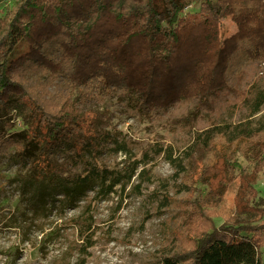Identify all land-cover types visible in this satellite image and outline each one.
Masks as SVG:
<instances>
[{
    "label": "trees",
    "instance_id": "trees-1",
    "mask_svg": "<svg viewBox=\"0 0 264 264\" xmlns=\"http://www.w3.org/2000/svg\"><path fill=\"white\" fill-rule=\"evenodd\" d=\"M194 1H202L200 10L186 12ZM227 19L237 30L223 37ZM250 61L264 63V0H21L0 19V121L9 109L26 108L27 145L38 152L42 177L51 176L60 168L49 162L48 152L58 142L76 141L83 129L98 147L110 134H99L97 116H85L74 101L55 107L28 87V71L64 77L81 92H119L148 116L183 100L206 101L228 88ZM256 100L259 111L264 92ZM14 143V136L0 131V149ZM192 146L212 156L186 177L190 192L182 202L179 251L164 264H264V192L256 189L264 170V135L245 124L232 140L198 136ZM239 154L253 164L251 172ZM98 171L78 182L86 184ZM134 173L128 169L130 178ZM116 177L111 188L121 182ZM197 184L206 186L204 196L194 197ZM246 214L255 222L239 220ZM217 216L223 219L219 227Z\"/></svg>",
    "mask_w": 264,
    "mask_h": 264
},
{
    "label": "rangeland",
    "instance_id": "rangeland-1",
    "mask_svg": "<svg viewBox=\"0 0 264 264\" xmlns=\"http://www.w3.org/2000/svg\"><path fill=\"white\" fill-rule=\"evenodd\" d=\"M20 1L0 0V19ZM201 2L185 11L198 12ZM235 30L231 19L222 21L223 37ZM48 49L58 56L55 45ZM243 71L206 101L183 100L148 116L136 112L119 92H81L64 77L28 71V87L55 107L74 101L85 116H97L98 133L110 139L95 147L80 129L76 141L62 140L49 150V162L60 169L42 177L38 152L26 142V108L8 110L0 131L16 143L0 149V264H164L179 251L182 202L190 192L186 177L212 156L194 150L195 139L232 140L245 124L264 135V105L256 111V99L264 92L263 62L250 61ZM238 160L253 170L242 155ZM93 168L99 171L80 184L78 179ZM104 170L111 174L104 177ZM116 176L121 182L111 188ZM256 189L264 192V170ZM206 193V186H195L194 197ZM255 218L246 214L239 220ZM214 221L217 227L223 223L219 216Z\"/></svg>",
    "mask_w": 264,
    "mask_h": 264
},
{
    "label": "built area",
    "instance_id": "built-area-1",
    "mask_svg": "<svg viewBox=\"0 0 264 264\" xmlns=\"http://www.w3.org/2000/svg\"><path fill=\"white\" fill-rule=\"evenodd\" d=\"M190 7H191V6H189V8H190ZM189 8H188V9H189ZM263 66H264V63H263Z\"/></svg>",
    "mask_w": 264,
    "mask_h": 264
}]
</instances>
